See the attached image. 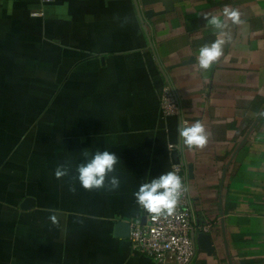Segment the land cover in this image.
<instances>
[{
	"label": "crops",
	"instance_id": "crops-1",
	"mask_svg": "<svg viewBox=\"0 0 264 264\" xmlns=\"http://www.w3.org/2000/svg\"><path fill=\"white\" fill-rule=\"evenodd\" d=\"M225 5L244 23L200 70L217 38L203 15ZM197 120L208 144L181 152L178 128ZM84 150L119 157L118 189L80 185ZM174 163L190 264H264V0H0V264H156L116 224L146 223L134 193Z\"/></svg>",
	"mask_w": 264,
	"mask_h": 264
},
{
	"label": "clouds",
	"instance_id": "clouds-1",
	"mask_svg": "<svg viewBox=\"0 0 264 264\" xmlns=\"http://www.w3.org/2000/svg\"><path fill=\"white\" fill-rule=\"evenodd\" d=\"M223 19L220 16L205 14L203 19L206 25L214 30L217 38L210 44H204L198 50L196 66L203 71H211L221 57L224 56V47L232 39L229 21L232 25L243 24L239 10L225 5L222 11ZM180 136V151L203 149L209 141L203 123L199 120L190 125L182 123L178 128ZM85 161L77 166L78 181L85 190L101 189L105 187L106 180L110 190L120 187V179L116 175H109L115 172V166L120 162L115 153L109 151H96L89 158L87 150L83 151ZM69 174L65 165H58L54 175L57 179ZM71 190H75L74 188ZM188 185L174 171L161 173L158 177L152 178L149 182L141 184L138 191L134 193L136 203L144 211L152 216L153 220L161 216H173L181 197L188 192ZM55 211V210H52ZM55 222L56 217L52 216Z\"/></svg>",
	"mask_w": 264,
	"mask_h": 264
},
{
	"label": "built area",
	"instance_id": "built-area-1",
	"mask_svg": "<svg viewBox=\"0 0 264 264\" xmlns=\"http://www.w3.org/2000/svg\"><path fill=\"white\" fill-rule=\"evenodd\" d=\"M161 108L164 115L177 112V102L169 87H165L161 93ZM169 148H175V145L169 144ZM171 171L176 172L186 183L185 172L180 164L174 163ZM195 222L186 192L173 216H161L153 220L150 215L146 223L132 221L129 238L135 247L150 256L156 264H190L194 256L192 232ZM208 227L205 225L203 230L208 231Z\"/></svg>",
	"mask_w": 264,
	"mask_h": 264
},
{
	"label": "water",
	"instance_id": "water-1",
	"mask_svg": "<svg viewBox=\"0 0 264 264\" xmlns=\"http://www.w3.org/2000/svg\"><path fill=\"white\" fill-rule=\"evenodd\" d=\"M34 198H26L21 205L22 209H30L34 206ZM131 224L127 221H120L116 224V235L120 237L129 238L130 236Z\"/></svg>",
	"mask_w": 264,
	"mask_h": 264
}]
</instances>
